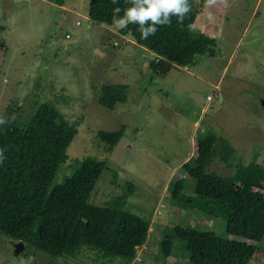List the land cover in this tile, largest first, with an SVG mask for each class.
<instances>
[{"label": "rangeland", "instance_id": "374dc122", "mask_svg": "<svg viewBox=\"0 0 264 264\" xmlns=\"http://www.w3.org/2000/svg\"><path fill=\"white\" fill-rule=\"evenodd\" d=\"M89 1L0 0V41L6 47L0 51V118L31 116L42 100L77 122L67 161L52 184L70 177L82 158L104 161L87 203L150 222L130 264H181L183 253L159 260V232L168 227L185 238L208 227L190 216L187 189L180 194L187 206L180 208L169 204L167 191L176 179L190 183L187 162L198 156L197 136L213 133L230 147L227 159L209 172L232 173L234 165L250 160L264 166V0H188L198 11L193 28L215 38L217 49L152 81L147 54L93 23ZM105 84L126 86V102L113 110L100 106ZM120 127L123 136L107 152L97 132ZM258 191L264 197V184ZM210 227L219 232L222 224L215 220ZM13 244L0 236V264H106L94 259V251L56 260L25 248L15 257Z\"/></svg>", "mask_w": 264, "mask_h": 264}, {"label": "trees", "instance_id": "16d2710c", "mask_svg": "<svg viewBox=\"0 0 264 264\" xmlns=\"http://www.w3.org/2000/svg\"><path fill=\"white\" fill-rule=\"evenodd\" d=\"M130 6L129 0H119L118 4L90 0L87 16L93 23L117 31L147 54L146 71L151 81L173 68L192 67L197 56L215 53V38L193 28L197 8L190 5L183 23L178 24L173 17L171 26L160 27L154 36L142 40L136 25L125 29L112 25L113 9L120 7L123 16V9ZM3 30L0 25V33ZM5 49L1 40L0 51ZM126 92L124 85L105 84L97 102L113 110L126 102ZM32 107L31 116L19 115L0 124V148L6 150L7 157L0 165V236L22 242L24 249L51 259L76 260L82 252L94 251V259H103L106 264H130L150 222L122 210L87 203L104 161L82 158L70 177L53 185L60 166L67 161L77 122L68 120L48 102L40 100ZM123 132V127L98 131L97 137L110 152ZM197 141L198 156L187 162L190 183L186 186L183 179H176L167 191L169 204L180 208L187 206L180 197L187 189L192 203L190 216L204 220L208 227H198L194 235L185 238H177L170 228L162 227L159 260L167 263L183 253L181 264H264V197L258 191L264 184V166L250 160L243 166L229 164L232 173L209 172L213 163L227 159L230 147L209 132L197 136ZM215 220L222 224L219 232L210 227Z\"/></svg>", "mask_w": 264, "mask_h": 264}, {"label": "clouds", "instance_id": "9594fccd", "mask_svg": "<svg viewBox=\"0 0 264 264\" xmlns=\"http://www.w3.org/2000/svg\"><path fill=\"white\" fill-rule=\"evenodd\" d=\"M118 4L119 0H112ZM130 7L123 9V16H120L122 9H113L112 25L119 29L128 28L130 24L137 26L142 40L154 36L160 27L171 26L172 18L176 22L183 23L184 17L190 11L188 0H129ZM128 35H132L129 31ZM7 121L0 118V124ZM5 149L0 148V165L7 159Z\"/></svg>", "mask_w": 264, "mask_h": 264}, {"label": "water", "instance_id": "95a60500", "mask_svg": "<svg viewBox=\"0 0 264 264\" xmlns=\"http://www.w3.org/2000/svg\"><path fill=\"white\" fill-rule=\"evenodd\" d=\"M24 250V245L22 242H17L13 244V254L17 257Z\"/></svg>", "mask_w": 264, "mask_h": 264}, {"label": "built area", "instance_id": "2783aa9c", "mask_svg": "<svg viewBox=\"0 0 264 264\" xmlns=\"http://www.w3.org/2000/svg\"><path fill=\"white\" fill-rule=\"evenodd\" d=\"M209 99V98H208Z\"/></svg>", "mask_w": 264, "mask_h": 264}]
</instances>
